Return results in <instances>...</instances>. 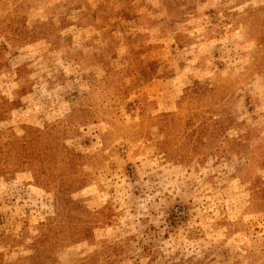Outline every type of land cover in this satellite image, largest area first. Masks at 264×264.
<instances>
[{
    "label": "rangeland",
    "instance_id": "obj_1",
    "mask_svg": "<svg viewBox=\"0 0 264 264\" xmlns=\"http://www.w3.org/2000/svg\"><path fill=\"white\" fill-rule=\"evenodd\" d=\"M0 264H264V0H0Z\"/></svg>",
    "mask_w": 264,
    "mask_h": 264
}]
</instances>
